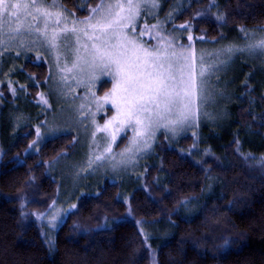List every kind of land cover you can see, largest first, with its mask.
Wrapping results in <instances>:
<instances>
[{
    "label": "trees",
    "instance_id": "16d2710c",
    "mask_svg": "<svg viewBox=\"0 0 264 264\" xmlns=\"http://www.w3.org/2000/svg\"><path fill=\"white\" fill-rule=\"evenodd\" d=\"M100 1L86 0L84 7L79 0L61 3L84 18ZM188 1L178 22L192 20L209 3ZM216 3L227 28L264 26V0ZM219 24L214 16L203 17L194 21V32L216 39ZM24 66L39 83L48 76L46 63L30 61ZM242 82L245 87L237 86L227 106L230 128L202 127L201 158L182 151L193 143L192 135L180 140V148L171 147L162 136L156 147L158 162L146 179L149 190L129 189L126 202L120 197L127 199L124 188L105 181L94 193L79 197L55 233L53 251L34 213L54 201L58 183L47 173V163L72 150L74 136L50 139L37 153L23 157L35 131L34 124L20 128L19 136L0 146V264H151L154 257L156 264H264V88L250 89L245 78ZM110 88L106 81L99 94ZM206 137L210 141H203ZM158 176L165 179L157 182ZM211 177L216 182L206 196ZM190 199L195 205L187 212L182 208ZM128 211L132 217H126ZM140 220L162 222L159 238L150 236L145 243Z\"/></svg>",
    "mask_w": 264,
    "mask_h": 264
},
{
    "label": "rangeland",
    "instance_id": "374dc122",
    "mask_svg": "<svg viewBox=\"0 0 264 264\" xmlns=\"http://www.w3.org/2000/svg\"><path fill=\"white\" fill-rule=\"evenodd\" d=\"M85 1L79 0L80 7H84ZM170 1L172 4L168 7L166 4ZM45 3L48 5L55 3L56 8L51 10H62L68 17L69 27L73 19L84 20L86 18L76 17L63 7L61 0H45ZM157 3L156 8L141 10L135 24V34L143 31L145 24L149 28L158 24L161 34L173 39L176 46H187L191 43L196 49L198 64L199 57L202 55L204 67L207 69L204 77L206 98L200 105L194 126H185L174 136L163 128L158 130L155 139L151 141V147L137 153L132 160L127 159V154L124 157L121 156L130 144L133 136L132 129L126 128L119 132L115 143L112 144L111 152L107 153L105 151L108 144L107 134L97 132L96 124L102 126L115 114V109L111 104H107L98 111L96 105L91 102V92L84 86L76 84L73 73H61L57 68V56H59L61 67L65 62L69 67L71 66L74 59L73 50L76 47L73 34L61 35L56 49H53L44 36L37 32H22L11 40L6 35L2 37L7 41V45L0 46V53H2L0 55V146L3 148L6 142L19 136L20 128L27 124H34L35 133L36 128L40 127L42 138H37L35 134L33 141L36 140L37 144L32 148L28 147L23 157L37 153L50 139L64 134L74 136L73 149L47 163V173L58 183L56 197L47 210L35 213L40 215V219L34 215L43 239L48 247L49 244L52 245L51 251L55 249L54 238L57 229L64 223L69 212L74 210L71 206L77 204L79 197L94 193L97 187L105 181L119 183L121 191L124 188V196L127 199H124L122 194L120 197L126 202L129 201V195H126L129 189L139 186L149 190L146 179L149 168L158 162L156 147L162 136L171 147L180 148V140L187 135H192L193 143L182 151L188 156L199 159L203 156L200 151L202 127L216 125L223 131L230 128L227 106L235 97L237 86L242 85V79L245 78L250 89L264 88V55L258 52L253 54L247 50H234L232 53L226 51L230 47L247 49L248 43L264 37V26L255 29H231L225 26L223 20H217L220 23L221 33L218 38L210 39L194 32V21L207 16L216 18L220 14L216 0H209L207 7L202 8V11L193 16L190 20V33L180 28L181 24L190 21L178 22L176 20L182 10L187 7L188 0H157ZM91 14L92 12L89 15ZM63 26L62 23L60 27ZM40 27H43L42 22ZM53 27L55 25H49V36ZM241 29L247 30V36ZM189 34L193 37L191 42L188 40ZM141 39L146 46H155L158 37L156 32L152 31L150 34L146 33ZM17 51L20 52L19 56L16 54ZM30 61L47 64L49 72L43 82L39 83L36 76L25 69L24 65ZM62 75L67 76L66 81L61 80ZM106 81L110 82L112 87L111 77L105 75L97 81L91 91L103 97L104 94L100 95L99 90ZM9 84L15 89V95L9 89ZM244 85H242L243 88ZM110 91L111 88L108 92ZM41 94L47 100V104L42 102ZM81 104L85 105L83 109L80 108ZM93 113L96 124L92 123ZM52 128L57 129L54 134L50 131ZM204 139L210 141L208 137L203 138V141ZM123 140L124 144H122ZM96 155H103L104 159L96 161ZM90 157L93 160L91 166L88 164ZM164 179L163 176H158L157 182ZM215 182V178L209 179L205 191L206 196L212 194ZM193 200L195 199L185 201L182 209L192 212L195 205ZM126 217H132L129 211ZM138 222L137 225L140 231H143L144 238L145 235L147 239L150 236L159 238V232L163 230L162 222L147 223L143 220ZM151 264H156L155 257L152 258Z\"/></svg>",
    "mask_w": 264,
    "mask_h": 264
},
{
    "label": "snow or ice",
    "instance_id": "6c2138e0",
    "mask_svg": "<svg viewBox=\"0 0 264 264\" xmlns=\"http://www.w3.org/2000/svg\"><path fill=\"white\" fill-rule=\"evenodd\" d=\"M156 7L157 0H101L91 10V15L84 20L73 19L69 27L68 17L62 10H51L56 8L55 3L48 5L45 0H0V46L7 45V41L2 38L5 35L11 40L22 32H37L56 49L61 35L73 34L76 47L71 66L65 62L61 67L57 56V68L61 73H73L76 84L91 92V102L98 111L107 104L115 109V114L102 126L96 124L93 113L92 123L96 124V131L107 134V153L111 152L119 132L126 128L132 129L130 144L121 153L122 157L127 154V159L132 160L137 153L151 147L158 130L163 128L174 136L183 127L194 126L200 105L206 98L204 77L207 69L202 55L198 64L197 52L191 43L176 46L173 39L161 34L158 24L151 28L145 24L144 30L135 34V24L141 10ZM216 19L223 20L224 16L218 14ZM62 23L64 26L60 27ZM50 24L55 27L49 36ZM180 28L190 33L191 21L181 24ZM152 31L158 37L157 44L146 46L141 38ZM241 31L247 36L246 29ZM192 39L189 34L188 40L191 42ZM234 50L264 55V37L248 43L247 49H226L229 53ZM16 54L19 56L20 52ZM105 75L111 77V91L99 97L91 89ZM60 78L67 80L66 75ZM9 89L15 95L11 84ZM41 100L48 103L43 94ZM84 107V104L80 105L81 109ZM50 131L54 134L57 129L52 128ZM35 134L37 138H42L40 127L36 128ZM36 144L34 140L29 148ZM103 159V155L95 156L96 161ZM92 163L90 157L89 166ZM261 165L264 166V161H261ZM71 208L75 209L76 205L73 204ZM21 215L26 217L27 214L22 211ZM34 215L37 219L41 218L39 214ZM141 234H144L143 231ZM49 248L51 250V244Z\"/></svg>",
    "mask_w": 264,
    "mask_h": 264
}]
</instances>
